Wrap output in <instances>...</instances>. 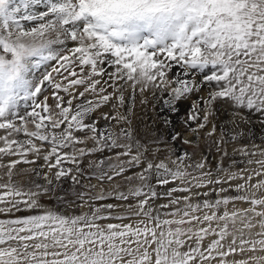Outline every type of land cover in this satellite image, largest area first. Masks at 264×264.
Wrapping results in <instances>:
<instances>
[{
    "label": "snow or ice",
    "instance_id": "1",
    "mask_svg": "<svg viewBox=\"0 0 264 264\" xmlns=\"http://www.w3.org/2000/svg\"><path fill=\"white\" fill-rule=\"evenodd\" d=\"M174 66L181 71L169 78ZM126 86L133 99L137 89L154 97L159 91L171 113L206 86L182 122L199 138L216 114L214 105H229L233 128H221L217 152L225 135L231 141L254 136L245 111L258 116L264 139V0H0V170L7 177L0 182V214L33 213L0 219V264H264V195H258L264 192V147L234 149L248 158L246 165L257 166L238 171L231 170L236 161L225 167L222 159L212 168L206 156L185 163L188 152L172 159L173 148L151 145L193 140L173 131L142 143L130 127L107 125L128 122L118 111ZM45 91L50 95L40 100ZM108 104L112 112L93 119ZM162 123L167 129L172 121ZM216 131L213 123L204 135ZM88 140L93 146L76 147ZM162 150L169 156L157 159ZM98 153L86 175L83 158ZM6 156L17 158L5 164ZM41 158L45 183L33 182L35 191L19 187L14 169ZM132 169L138 171L128 175ZM26 171L41 176L38 169ZM69 178L75 200L56 194L57 182ZM82 178L97 180L99 192ZM118 178L127 191L114 183ZM105 181L112 187L105 189ZM49 193L65 207L88 210L57 211L40 202ZM110 199L120 203H98ZM161 199L166 202L154 204ZM236 202L249 206L229 211Z\"/></svg>",
    "mask_w": 264,
    "mask_h": 264
},
{
    "label": "rangeland",
    "instance_id": "2",
    "mask_svg": "<svg viewBox=\"0 0 264 264\" xmlns=\"http://www.w3.org/2000/svg\"><path fill=\"white\" fill-rule=\"evenodd\" d=\"M38 9H43V5L38 6ZM25 23L30 25V26H34V24H35V22H25ZM109 70L114 71V69H109ZM180 71L181 70H180L179 66H174L172 69V72L169 74V78L180 73ZM104 79L107 80L108 77L105 76ZM109 91H111V89H109ZM207 91H208V88L205 86L199 93H193L188 97V99L184 100L186 103L184 105V112L182 110L183 113L181 111H178L177 113H171L163 107L162 100L160 99L161 93L159 91L156 92L155 97H154L151 90L145 91L142 94L139 91V89H137V91L135 93V98L133 99L130 87L126 86L125 91H124L125 105L123 107L118 108V111L120 113H123V114L128 116V122L123 123L122 125H116L114 121H108L107 125L109 127L114 128L117 131L119 130V127H121V126L125 127V128L130 127L132 132H133L134 139H138L142 143H148L149 141L157 139L159 136L163 135V134H160V132H159V130L162 131V129L166 130L169 135L171 134L168 131V130H170L171 126L169 125V127L167 129H165L164 124L162 123L164 117L166 118L167 115H169V116L172 115L173 119L175 120L174 122H176L178 124V126L184 128L185 131H187V130L190 131L182 122V118L189 111V109L191 107L192 100L196 99V97H199V96H205L207 94ZM195 94H196V97L192 98V95L195 96ZM49 95H50L49 92L45 91L43 93V95H41L39 97V99L43 100L44 96H49ZM60 95L67 97V94H65L63 92H61ZM163 96L166 98L167 92L163 93ZM145 100H146V103L141 102V101H145ZM127 102H130V103L127 104ZM48 103L50 105H52L53 109H54V103L55 102L51 98L48 100ZM112 103H116V101L113 100ZM219 105L224 106V110H226L228 112V114H227V112H224L225 114H219L218 108H216ZM214 106L216 109V112H215L216 114L214 116H210L208 126L200 133L199 138L202 140V142L200 141V144L196 143L195 146H193L192 144L185 145V144H183L182 140H177L176 143L179 144L178 147L183 148L184 149L183 151H181L180 149L179 150L176 149V147L174 145L176 143L170 144V145L169 144H160V145L153 144V145H151V147L152 148L160 147L161 149H167V148L171 147L175 151V154L172 155V157H174V158L178 154H182L183 152H188L191 156V160H187V161H185V163H190V164L196 163L195 160L193 159V157L198 152H200L202 154V158L205 156L208 158L209 166L214 164V161H213L214 156H218L220 159H222L224 161L226 159V157L223 156L222 154H223L224 150L228 149V144H229L230 140L227 139L226 137H224V139L227 141V143L220 145L221 152H217L216 141L221 138V136H220L221 127L229 128V127L233 126L229 122L230 121V115H231V112L233 111V109H231L229 107V105L221 103V102H217ZM129 109L131 111H129ZM178 110H179V107H178ZM21 112H23V104H21ZM100 112H112V105L108 104L107 106L103 107L101 110H99L97 113L94 114L93 119H95L96 116H98L100 114ZM176 114H178V115H176ZM244 114L249 116L254 123L258 122V116L256 114L250 113L247 111H245ZM113 115H115L114 112H113ZM190 123L192 124L193 127H195V122H190ZM213 123H215L217 125V131L212 137H206L204 135V133L207 132L208 130H210ZM105 124H106V122L104 120H100L99 127L104 128ZM28 126H29V128L33 127L31 124H29ZM254 131H257V128H254ZM4 134H5L4 131L0 130V135H4ZM76 135L83 138L86 135H90V134L84 133V132H77ZM163 136H166V134ZM17 138L23 140V139H25V136L23 133H20V134H18ZM249 139H252L253 141H258V139L256 137H250ZM259 139H261V138H259ZM263 140L264 139H261L259 142H261ZM37 144H39V141H37ZM0 146H2V145H0ZM91 146H93V142L91 140H88L86 144H80V145H77L76 147L81 148V147H91ZM44 147H45V149H47L48 145L45 144ZM65 151L71 152L72 149L71 148L65 149ZM100 155L101 154L98 153V154H95L93 156H87V157L83 158L82 167H83L86 175L89 173V170L87 168L88 162L90 160L100 158ZM103 155H111V153H108L107 151H105L103 153ZM167 156H169V152L166 150H162L161 152L158 153L157 159H164ZM15 158H17V157H7L6 156L3 158L2 162L6 164L8 162V160L15 159ZM28 159H30V160L36 159V157L29 154ZM44 163L45 162L43 161L42 158L38 159L35 164H23V163H21L20 165H18L14 169L15 174L13 176V180L15 181V183L19 187L23 188L24 190H28L31 188L33 191H35V189L33 188V182L39 183V184L45 183V180L43 179V171L46 172L47 168L42 167L44 165ZM64 167L65 168L73 167V165L69 162H65ZM29 168H35V169L40 170L41 176L38 177V176H36L35 172L26 171ZM5 171H6V169L0 170V182H7V177L4 175ZM135 171H138V169H132L128 173V175H131L132 172H135ZM82 180H83V178H82ZM57 183L60 184V191H58L56 193L57 195H60V196L67 195L68 200H75V197L72 196L71 193L69 192V189L71 188V183H72L70 178L69 179H63L62 181L57 182ZM83 183H91V184L97 185L96 192H99V184H98L97 180H95V179H91L90 181L89 180H83ZM114 183L119 184L121 186V190L127 191L128 183L126 181H124L123 178H118L116 181H114ZM137 183H138V181H135V180L132 181L133 185H135ZM108 185H109V187H108ZM103 187L105 189H109L112 187V185L108 184V182L105 181ZM76 190L82 191L84 189H81L80 186H77ZM160 191H163V189H160ZM175 195L179 196L177 193ZM52 196H53L52 193H49V196H47V197L42 196V197H40V202L42 204H46L50 207L56 208L58 203H60V202H57L54 198H50ZM26 198L27 197H25V199ZM164 201L166 202V200H164ZM131 202L132 201L130 200L129 203H131ZM98 203H120V202L110 199L108 201H103V202H98ZM160 203L161 202L154 201V204H160ZM162 203H163V201H162ZM0 206H2V205H0ZM78 210L79 211L76 214H79L81 211L82 212L87 211L88 209L86 207L85 208H79L78 207ZM29 214H33V213L20 212V213L8 214V215L0 214V219L12 218V217L18 216V215H29ZM116 222H118V221H102L101 223H116ZM231 230H233V229L230 226V231Z\"/></svg>",
    "mask_w": 264,
    "mask_h": 264
},
{
    "label": "bare ground",
    "instance_id": "3",
    "mask_svg": "<svg viewBox=\"0 0 264 264\" xmlns=\"http://www.w3.org/2000/svg\"><path fill=\"white\" fill-rule=\"evenodd\" d=\"M196 97V94H195V96H193L192 95V98H195ZM197 98V97H196ZM184 102V103H183ZM130 102H127V104H129ZM185 101L183 100L182 102L180 101V102H178V107H179V110L178 111H181L182 112V110H183V112H184V105H185ZM157 107V106H156ZM216 108H218V113L219 114H225L224 112H227L226 110H224V106H222V105H219V106H217ZM214 109H215V106H214ZM182 112V113H183ZM215 112H216V109H215ZM227 114H228V112H227ZM230 114V113H229ZM176 115H178V114H176ZM214 116V115H213ZM165 118V117H164ZM166 118H170L171 119V121H172V123H171V128H170V130H168L170 133H172L173 131H178V132H181L182 133V135L184 136V137H188V138H190V139H192L193 140V143H192V145L193 146H195L196 145V143L198 144H200V141L202 142V140L200 139V138H197V137H194V136H192L191 135V132L190 131H185L184 130V128H182V127H180V126H178V124L176 123V122H174L175 120L173 119V116L172 115H167V117ZM175 118V117H174ZM159 125V124H158ZM157 125V126H158ZM242 128H246L247 126H244V125H242L241 126ZM253 133H254V136L253 137H256L257 139H258V141H253L252 139H249L250 137H248L247 135H245V137L244 138H242V139H240V140H238V141H231L230 139H229V137H228V135H225L224 137H226L227 139H229L230 140V142H229V144H228V149H227V152H228V155L226 156V159L223 161V164H224V166L225 167H229V165H231V163H232V161H236V164L231 168V170L232 171H238V170H240V169H244V168H246V167H250V168H255V167H257L256 165H251V166H248V165H246V163H245V161H246V159H248L247 157H244V156H242L238 151H234V149H239L242 145H245V144H247V145H249L250 147H251V145L252 144H255V145H259V146H261V147H264V140L263 141H261V142H259L261 139H259V138H261V129H260V126H259V123L258 122H253ZM222 128V127H221ZM232 128H233V126H231V127H229V128H225V130L227 131V132H230L231 130H232ZM254 128H257V131H254ZM259 131V132H258ZM159 132H160V134H163V135H165L166 134V136H169V134L167 133V131L166 130H163L162 129V131H160L159 130ZM176 143V142H175ZM170 145V144H169ZM175 145V147H176V149L177 150H181V151H183L184 149L183 148H180V147H178L179 146V144H174ZM181 146V145H180ZM257 158H259V157H254L253 159H257ZM172 159H175L174 157H172ZM193 159L195 160V162H198L199 160H201L202 159V154L200 153V152H198L196 155H194V157H193ZM213 161H214V164L213 165H211V167L212 168H215V164L217 163V162H220L221 161V159L218 157V156H214L213 157ZM44 172V171H43ZM239 182H241V181H235L234 183H239ZM174 186V185H173ZM225 186H227V185H225ZM108 187H109V185H108ZM178 195H182V193H177ZM230 195H235V192H230L229 193ZM258 195H264V192H262V193H258ZM211 199H215V197L213 196V197H211ZM157 202H161L162 203V201H163V203L165 202L163 199H161V200H156ZM249 205L248 204H246V203H242V202H236L235 204H229L227 207H228V210L229 211H231L233 208H236V209H241V208H247ZM57 211H61V212H64L65 214H76L79 210H78V207H75V206H70V207H65V205L64 204H62V203H58V205H57V207L55 208ZM220 211L222 212L223 211V206L221 207V209H220ZM82 212V211H81ZM259 219V217H257L256 218V220H258ZM128 221H124V223H127ZM117 223V222H116ZM254 223H255V221H254ZM236 227H240V225H239V222H237V225H236ZM252 233L253 234H255L256 232H259L260 231V229H259V226L257 225L256 227H254L252 230ZM246 234H247V231H246ZM212 237H209L208 239H206L205 241H204V243H205V245L208 243V242H210V239H211ZM229 240H230V237L228 238ZM225 243H227V241L225 242ZM233 258H235V259H240L241 257H239V256H237V257H229V259L231 260V259H233Z\"/></svg>",
    "mask_w": 264,
    "mask_h": 264
}]
</instances>
